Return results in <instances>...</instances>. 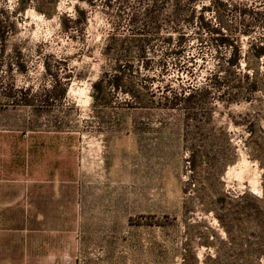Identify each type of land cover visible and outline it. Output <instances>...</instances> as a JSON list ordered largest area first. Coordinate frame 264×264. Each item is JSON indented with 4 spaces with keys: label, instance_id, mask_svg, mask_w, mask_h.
Listing matches in <instances>:
<instances>
[{
    "label": "rangeland",
    "instance_id": "1",
    "mask_svg": "<svg viewBox=\"0 0 264 264\" xmlns=\"http://www.w3.org/2000/svg\"><path fill=\"white\" fill-rule=\"evenodd\" d=\"M3 162L13 264H264V0H0Z\"/></svg>",
    "mask_w": 264,
    "mask_h": 264
},
{
    "label": "crops",
    "instance_id": "2",
    "mask_svg": "<svg viewBox=\"0 0 264 264\" xmlns=\"http://www.w3.org/2000/svg\"><path fill=\"white\" fill-rule=\"evenodd\" d=\"M12 173L10 163L0 166V225L11 226ZM10 232V228H9ZM0 264H13L11 234H0Z\"/></svg>",
    "mask_w": 264,
    "mask_h": 264
},
{
    "label": "trees",
    "instance_id": "3",
    "mask_svg": "<svg viewBox=\"0 0 264 264\" xmlns=\"http://www.w3.org/2000/svg\"><path fill=\"white\" fill-rule=\"evenodd\" d=\"M219 40L221 41V43H225L227 39L225 37H221V39H219ZM190 161L191 162L194 161V153L191 154Z\"/></svg>",
    "mask_w": 264,
    "mask_h": 264
}]
</instances>
